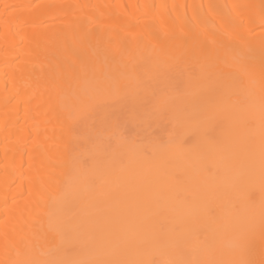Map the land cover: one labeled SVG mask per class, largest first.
<instances>
[{"label": "bare ground", "instance_id": "obj_1", "mask_svg": "<svg viewBox=\"0 0 264 264\" xmlns=\"http://www.w3.org/2000/svg\"><path fill=\"white\" fill-rule=\"evenodd\" d=\"M214 260L264 264V0H0V264Z\"/></svg>", "mask_w": 264, "mask_h": 264}, {"label": "rangeland", "instance_id": "obj_2", "mask_svg": "<svg viewBox=\"0 0 264 264\" xmlns=\"http://www.w3.org/2000/svg\"><path fill=\"white\" fill-rule=\"evenodd\" d=\"M214 198H216V197H214ZM217 198H218V197H217ZM215 201H216V200H215ZM216 206H217V205H216ZM216 206H215L214 208H217V207H218V206H217V207H216ZM220 208H223V205H222V207H221V206H219V209H220ZM224 208H225V207H224ZM219 209H216V210H215V209H211V210H213V211H214V210H215V211H219ZM223 210H224V209H223ZM223 210H222V211H223ZM213 211H212V212H210V213H211V215H214V213H215V212H213ZM220 211H221V209H220ZM212 213H213V214H212ZM216 213H217V212H216ZM211 260H212V259H211ZM212 263H213V264H216V263H215V260H214V261H212ZM212 263H211V264H212Z\"/></svg>", "mask_w": 264, "mask_h": 264}]
</instances>
